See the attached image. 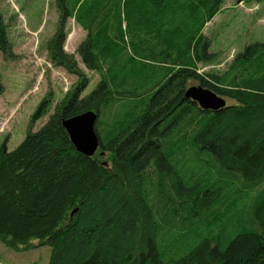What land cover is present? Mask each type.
<instances>
[{"label":"trees","instance_id":"1","mask_svg":"<svg viewBox=\"0 0 264 264\" xmlns=\"http://www.w3.org/2000/svg\"><path fill=\"white\" fill-rule=\"evenodd\" d=\"M223 2L54 0L47 58L76 81L32 131L49 111L42 99L14 149L0 142L4 247H47L46 264H264V41L220 73L198 72L217 61L202 32ZM68 20L97 76L84 96L89 80L63 50ZM6 29L0 16V53L12 58ZM190 86L225 107L201 110L183 98ZM87 111L91 157L61 126Z\"/></svg>","mask_w":264,"mask_h":264},{"label":"rangeland","instance_id":"2","mask_svg":"<svg viewBox=\"0 0 264 264\" xmlns=\"http://www.w3.org/2000/svg\"><path fill=\"white\" fill-rule=\"evenodd\" d=\"M0 16L6 25L14 56L10 58L0 53L3 88L0 95V142L6 141L5 147L10 151L24 138L29 119L42 99L49 96V111L32 124V131L46 121L54 105L76 79L51 66L47 58L46 43L57 20L54 0H0ZM65 32L63 50L74 57L89 80L82 92L84 96L94 89L97 76L85 70L75 54L84 33L73 20L66 21ZM202 33L210 40V51L217 53L218 58L213 64L198 66V72L220 73L244 45L264 41V1L241 4L224 0L220 12ZM48 255L49 249L44 246L17 252L0 243V264H46Z\"/></svg>","mask_w":264,"mask_h":264},{"label":"water","instance_id":"3","mask_svg":"<svg viewBox=\"0 0 264 264\" xmlns=\"http://www.w3.org/2000/svg\"><path fill=\"white\" fill-rule=\"evenodd\" d=\"M183 98L195 102L201 110L216 111L225 107L224 99L200 86L187 87ZM96 119L97 114L87 111L65 119L61 123L74 150L85 157H91L98 148L97 135L94 130Z\"/></svg>","mask_w":264,"mask_h":264}]
</instances>
